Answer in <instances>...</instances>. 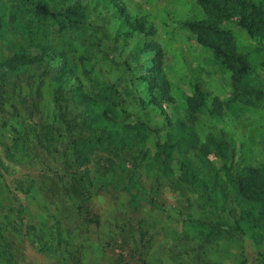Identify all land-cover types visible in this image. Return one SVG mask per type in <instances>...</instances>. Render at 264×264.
Segmentation results:
<instances>
[{
	"label": "rangeland",
	"instance_id": "obj_1",
	"mask_svg": "<svg viewBox=\"0 0 264 264\" xmlns=\"http://www.w3.org/2000/svg\"><path fill=\"white\" fill-rule=\"evenodd\" d=\"M3 1L16 10L21 8L17 14L23 23L36 19L17 3ZM33 1H42L54 12L80 5L87 20L86 30L67 33L64 45L60 44L63 35L58 36L59 26L53 21L47 23L41 34L37 31L25 34L23 24L17 33L5 25L0 27V60L12 57L22 48L32 55L40 54V45L48 41L52 46L47 68L36 67L26 75L22 72L0 77V229L15 245L22 264L56 263L58 255L49 254L41 246L50 236L44 233V240L37 244L28 229L33 233V227L39 229L44 222L45 226L52 225L61 203L73 202L65 195L63 183L44 169L39 157L63 176L65 169L60 163L66 158L69 140L78 135V128L84 134L83 127L85 130L87 127L82 122L85 123L88 112L96 108L103 113L105 103L121 110L127 122L143 123L148 129L150 138L143 149L148 150L149 157L145 166L153 163L157 143L169 140L171 132L174 140L184 141L193 131L200 142L195 148H184V156L200 172L214 175L222 163L221 157L210 149L209 142L213 139L226 142L235 151L236 167L251 165L264 170V96L257 106L239 99L233 101L232 73L215 59L216 45L200 43L186 27L191 21L206 19L201 0ZM250 1L258 5L264 2ZM115 2L133 19H144L154 28L155 35L133 32L119 17ZM224 27L236 36L239 52L251 66L252 85L264 94V41L250 36L235 21ZM149 44L159 47L163 56L162 75L170 86L171 98L157 105L149 103V85L143 80L158 57L156 51L149 50ZM59 53L70 57L75 68L65 85L68 98L81 87L95 102L81 104L75 98V102L68 100L57 110L53 78L64 61ZM105 87L113 90L104 91ZM197 90L203 94L206 107L192 115L188 112V99ZM214 98L225 105L221 116L211 114ZM252 98L255 102V96ZM34 123L53 126L57 162L44 156L36 144L24 151L14 147ZM179 123L185 125L180 127ZM94 155L93 162L81 172L89 171L96 181L90 188L87 184L84 198L72 188V199L76 200V206L82 203L84 209L88 208L90 215L96 214L99 224L66 233L70 245L82 246L83 264H239L242 247L247 264H264V245L255 244L242 227L236 235L225 228L226 238L212 243L186 227L187 213L197 219L203 218V214L196 196L177 188L179 152H173V170L160 182L155 179L156 169L145 167L137 178H132L127 164L120 159L110 162L107 153ZM135 195L142 207L132 213L128 204ZM147 198L157 199L162 207L150 206ZM139 221H145L140 233L122 231L123 224Z\"/></svg>",
	"mask_w": 264,
	"mask_h": 264
},
{
	"label": "trees",
	"instance_id": "obj_2",
	"mask_svg": "<svg viewBox=\"0 0 264 264\" xmlns=\"http://www.w3.org/2000/svg\"><path fill=\"white\" fill-rule=\"evenodd\" d=\"M8 2L17 3V6L27 9L36 18L30 23H23L21 17L17 14L21 8L16 10L15 6L9 7L3 0H0V27L5 25L13 33H17L18 28L23 24L25 34L26 31L30 33L37 31L41 34L45 31L47 23L53 21L54 24L59 26L57 29L58 36L63 35L62 38H59L60 44L64 45L67 33L72 30L81 32L86 30L87 15L80 5H72L65 12H54L42 1L8 0ZM115 6L118 8L119 17L125 20L133 32L155 35L154 28L147 24L144 19H133L116 2ZM201 6L206 14V19L187 23V29L196 36L200 43L216 45L215 59L232 73L233 101L239 99L247 105H256L264 94L252 85L250 78L251 66L246 57L239 52L236 36L224 25L235 21L250 36L264 41V2L258 5L250 0H201ZM50 50H52V46L49 41L40 45V54L32 55L27 48H22L12 57L0 60V77L5 78L10 73L22 72L26 75L36 67L39 70L47 68L46 63H48ZM149 50L156 51L158 57H155L153 61L155 62L153 68L148 69L146 75H143V80L149 85V103L157 105L171 98L170 86L166 76L162 75L163 56L159 47L149 44ZM60 55L64 56L62 59L64 61L53 78V83L56 86L54 92L57 110H60V105L68 100L75 102V98L81 104L95 102V99L83 92L81 87L74 90L75 95L73 97L70 95V98H68L65 85L69 75L75 68L70 57L62 53ZM103 90L112 91L113 87H105ZM253 96L256 98V103L253 101ZM144 104L146 105L145 102ZM224 106L223 102L218 98H214L211 114L214 116L223 115L225 112ZM205 107L204 96L197 90L188 99V112L192 115L201 113ZM103 109V113L97 112L96 108L88 112L89 115L85 117V123L82 122L83 126L86 125L87 127L86 130L83 127L84 134L78 128V135L69 140L68 144L72 147V151L68 150L69 145H67L68 147L65 149L66 158L62 159V163H60L62 168L65 169L63 175L65 178L62 175L60 176L61 173L58 169L55 171L49 163L41 156L39 157L44 169L51 172L63 183L65 195L75 202L61 203V209L57 210L59 214L52 225L47 223L45 226L44 222L39 229L33 227V233L30 231L31 228L28 229L29 234L30 232L32 234V241L36 240L37 244L44 240V233L50 236L48 242L41 246L45 247L49 254L58 255L55 264H83L82 246L70 245L67 242L66 233L81 231L87 226L99 224L100 219L96 214L90 215L91 211L88 208L84 209L82 203L76 206V200L72 199L74 198L72 188L77 190L80 194L79 197L84 198L87 194L85 193L87 184H90L88 185L89 188L94 185L95 177L92 173L89 174V171L82 173L81 171L84 166L93 162L94 153L96 152L107 153L109 156H106V158L109 160L117 158L124 162V165L127 164L132 178H137L140 171L145 167L152 171L156 169L155 179L157 182H160L162 177L167 176L168 172L173 170L171 167V163L174 161L173 152H179L180 157L177 161L179 169L175 171L178 181V183L176 182L177 188L183 193L188 191L196 196L203 214V218L197 219L187 213L186 227L196 231L207 243L226 238L225 228L228 232L236 235L242 227L244 233L249 234L255 244L259 247L264 245V170L256 169L251 165L236 167L235 151L226 142L213 139L209 142L211 144L210 149L221 157L222 163L218 173L214 175L200 172L184 156V148H195L200 142L198 134L193 131L186 136L184 141L174 140L175 135L171 132L169 140L157 143V151L152 159L153 163L145 166V160L149 157L148 150L144 152L143 149L150 138L148 129L143 123L133 124L127 122L128 119L122 116L121 110L116 109L111 104L105 103ZM64 113V111L61 112V116ZM122 121L125 123L122 124ZM184 125L179 123L180 127ZM110 130L112 133L109 132ZM16 142L17 146L14 147L19 146L22 151L26 147L30 148L31 144H36L44 156L47 155L54 162L58 160L55 157L58 152L55 149L56 139L52 125L34 123L27 127V130L22 133L21 138L17 139ZM186 142L190 143L187 144ZM126 145H131L129 148L127 147L128 149L126 148L127 152L124 151ZM68 153L71 154L67 155ZM141 154L142 157L139 156ZM99 184L104 186V183ZM158 185H161V183ZM128 190H131V188H128ZM136 197L137 195L132 196L128 204L132 213L137 212L142 207ZM145 200L154 208L162 207L157 199L147 198ZM144 223L145 221H139L138 224H123L122 231L135 235L141 232L140 227ZM3 232L0 229V264H22L21 255L17 252L15 245L3 235ZM239 264H247L243 247L239 256Z\"/></svg>",
	"mask_w": 264,
	"mask_h": 264
}]
</instances>
